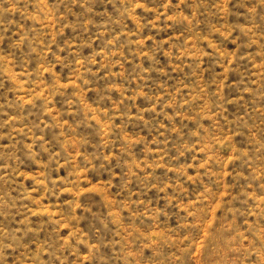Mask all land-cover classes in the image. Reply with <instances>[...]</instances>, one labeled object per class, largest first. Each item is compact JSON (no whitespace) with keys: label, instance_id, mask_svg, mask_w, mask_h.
<instances>
[{"label":"rangeland","instance_id":"374dc122","mask_svg":"<svg viewBox=\"0 0 264 264\" xmlns=\"http://www.w3.org/2000/svg\"><path fill=\"white\" fill-rule=\"evenodd\" d=\"M0 264H264V0H0Z\"/></svg>","mask_w":264,"mask_h":264}]
</instances>
